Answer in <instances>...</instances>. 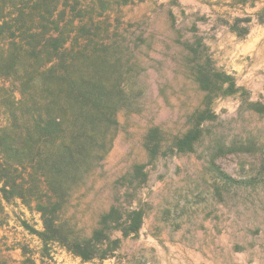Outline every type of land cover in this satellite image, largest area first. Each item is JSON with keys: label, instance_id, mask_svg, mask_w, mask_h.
<instances>
[{"label": "rangeland", "instance_id": "1", "mask_svg": "<svg viewBox=\"0 0 264 264\" xmlns=\"http://www.w3.org/2000/svg\"><path fill=\"white\" fill-rule=\"evenodd\" d=\"M112 2L103 27L120 36L111 56L128 103L102 167L61 220L89 237L118 197L142 210L141 225L112 233V256L83 261L21 226L41 232L39 214L2 202L0 264H264V0ZM197 67L214 81L199 85ZM195 125L192 151H171ZM151 127L165 136L154 161L143 148Z\"/></svg>", "mask_w": 264, "mask_h": 264}, {"label": "trees", "instance_id": "2", "mask_svg": "<svg viewBox=\"0 0 264 264\" xmlns=\"http://www.w3.org/2000/svg\"><path fill=\"white\" fill-rule=\"evenodd\" d=\"M111 11L112 0H0V218L2 202L19 200L42 222L37 233L22 221L25 230L83 261L112 256L120 242L112 233L134 234L143 219L117 197L89 237L61 220L75 190L102 167L128 103L120 59L111 56L120 36L110 34L108 44L103 27ZM202 72L197 67L195 76L205 87L214 80ZM200 135L195 125L174 136L171 151H192ZM164 140L160 128L147 130L149 161L162 154ZM134 171L144 178L142 166Z\"/></svg>", "mask_w": 264, "mask_h": 264}]
</instances>
